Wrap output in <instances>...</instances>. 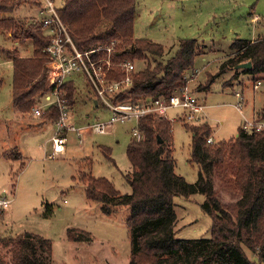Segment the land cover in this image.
<instances>
[{
	"label": "rangeland",
	"instance_id": "374dc122",
	"mask_svg": "<svg viewBox=\"0 0 264 264\" xmlns=\"http://www.w3.org/2000/svg\"><path fill=\"white\" fill-rule=\"evenodd\" d=\"M42 17L34 0H21L11 12L0 10V19ZM263 22L264 0H136V38L164 45L167 58L178 50L182 40L197 41L201 54L187 72L185 87L205 105L202 116L212 127L213 142L234 139L245 120H253L263 105L264 75L260 87L255 89L252 75L238 69L221 72L232 43L237 39H256L264 33ZM14 55L33 57L32 40L15 38L0 28V197L11 200L8 209H0V238L26 232L41 235L51 246L49 264H130V210L120 208L105 214L99 202L87 199L80 177L91 172L110 180L122 193H129L131 188L124 177L132 170L127 146L134 137L137 121L115 123L107 132H97L95 124L108 122L111 112L102 103L96 105L91 83L77 74V94L69 121L79 131L67 132L66 151L50 157L54 122L34 114V109L46 102L43 94L24 113L13 103ZM211 79L215 82L207 91ZM236 92L243 94L241 108L237 107ZM180 113V109H170L166 117L173 123L176 173L195 183L199 167L190 162L192 133L185 128L189 123L178 119ZM104 148L111 151L114 161L107 157ZM211 179L223 202L231 205L237 200L239 193L231 183L216 175ZM204 200L200 194L175 198L174 238L211 236L212 220L202 210ZM71 228L86 231L91 238L72 241L67 235ZM246 252L252 260L256 259L249 250ZM0 256L7 264H17L13 249L0 247ZM43 256L48 258L46 252Z\"/></svg>",
	"mask_w": 264,
	"mask_h": 264
},
{
	"label": "trees",
	"instance_id": "16d2710c",
	"mask_svg": "<svg viewBox=\"0 0 264 264\" xmlns=\"http://www.w3.org/2000/svg\"><path fill=\"white\" fill-rule=\"evenodd\" d=\"M20 3L21 0H2L0 10L11 12ZM58 12L80 50L102 47L104 50L96 55L98 58L107 57L106 48H112L110 79H124L126 72L122 65L135 64L132 86L120 96L122 101L169 99L187 85V72L194 68L195 59L201 54L195 39L182 40L178 50L167 58L169 54L164 45L148 38H136V0H63ZM0 28L15 38L32 40L33 57L14 55L11 59L13 103L24 113L30 111L38 95L47 91L50 61L47 48L53 37L37 18L0 19ZM246 62L252 67L238 68ZM139 64L143 67H138ZM226 69H238L255 77L254 82L261 81L264 33L253 40H235L221 72ZM215 79L209 81L207 91ZM77 87L71 81L64 88L72 106ZM256 115L264 121V101ZM57 117L58 111L53 107L41 118L54 122ZM137 127L144 138L133 137L127 146L132 170L124 177L131 188L129 193H122L110 180L95 177L91 172L80 177L85 183L87 199L99 202L105 214L120 208L130 210L127 220L132 243L130 264H264V130L249 131L240 127L234 139L209 143L208 139L213 138L209 122L187 124L185 128L192 133L190 162L199 167L197 182L189 183L176 173L171 120L147 115L139 119ZM103 150L114 161L111 151ZM213 175L231 183L239 193L233 204L223 202L217 195ZM197 194L205 197L202 210L211 217V236L174 238L175 198ZM67 235L75 242L91 238L90 233L75 228L69 229ZM0 247L13 249L17 264H49L50 243L36 233L0 238ZM246 249L255 260L248 256ZM44 252L48 258L43 256ZM0 264H7L1 256Z\"/></svg>",
	"mask_w": 264,
	"mask_h": 264
},
{
	"label": "built area",
	"instance_id": "2783aa9c",
	"mask_svg": "<svg viewBox=\"0 0 264 264\" xmlns=\"http://www.w3.org/2000/svg\"><path fill=\"white\" fill-rule=\"evenodd\" d=\"M59 0H34V5L40 8L43 17L38 20L46 29L47 33L52 35L53 39L47 52L50 56L48 63L47 91L42 95L46 101L43 106L36 107L34 114L37 117H43L51 108H56L58 117L54 121L55 132L52 138L53 153L50 157L60 155L66 151L68 142L67 132H76L79 129L69 121L72 105L66 96L65 86L74 81L77 84L76 75L82 74L92 85L95 91L96 105L104 104L111 112V118L108 122H99L95 124V130L99 133H105L115 123H124L126 121H139L140 118L147 115H160L168 117L170 109H180L181 113L178 119L186 123L193 124L203 120V105L195 94H192L188 87L181 88L177 93L165 100H145L140 103L131 101H122L120 96L128 92L132 86V73L135 71V64L125 63L123 69L126 77L122 80H114L108 77V72L112 67L111 53L112 48H106L107 57L98 56L102 47L91 50H80L75 44L68 27L62 21L58 9ZM187 78H189L187 76ZM192 78V77H191ZM190 78V79H191ZM261 81H258L254 88L258 89ZM78 86V85H77ZM238 98L237 107L243 106V94L236 92ZM245 130H264V121L255 117L253 120H245L243 124ZM133 136L137 140H142L138 127L133 129ZM213 143V138L208 139ZM11 200L7 196L0 197V209H8Z\"/></svg>",
	"mask_w": 264,
	"mask_h": 264
},
{
	"label": "water",
	"instance_id": "95a60500",
	"mask_svg": "<svg viewBox=\"0 0 264 264\" xmlns=\"http://www.w3.org/2000/svg\"><path fill=\"white\" fill-rule=\"evenodd\" d=\"M251 67H252V65H251L250 62L242 63V64H240V65L238 66V68H243V69H249V68H251Z\"/></svg>",
	"mask_w": 264,
	"mask_h": 264
},
{
	"label": "crops",
	"instance_id": "0c3cea01",
	"mask_svg": "<svg viewBox=\"0 0 264 264\" xmlns=\"http://www.w3.org/2000/svg\"><path fill=\"white\" fill-rule=\"evenodd\" d=\"M255 117H257V115ZM43 123H44V121H43Z\"/></svg>",
	"mask_w": 264,
	"mask_h": 264
}]
</instances>
